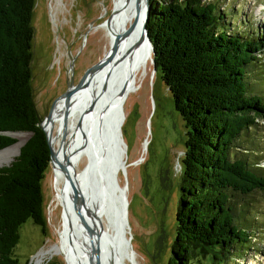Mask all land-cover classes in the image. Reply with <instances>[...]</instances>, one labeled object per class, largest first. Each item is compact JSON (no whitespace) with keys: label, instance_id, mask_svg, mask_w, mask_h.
<instances>
[{"label":"trees","instance_id":"obj_1","mask_svg":"<svg viewBox=\"0 0 264 264\" xmlns=\"http://www.w3.org/2000/svg\"><path fill=\"white\" fill-rule=\"evenodd\" d=\"M149 4L156 73L186 131L167 264L223 262L250 242L247 199L264 195V168L260 160L250 163L242 146L248 130L264 121V95L250 90L249 78L264 38L229 33L207 0ZM34 6L35 0H0V151L16 143L5 133L29 135L0 167V264H20L15 250L26 222L44 226L41 182L50 149L31 87Z\"/></svg>","mask_w":264,"mask_h":264},{"label":"rangeland","instance_id":"obj_2","mask_svg":"<svg viewBox=\"0 0 264 264\" xmlns=\"http://www.w3.org/2000/svg\"><path fill=\"white\" fill-rule=\"evenodd\" d=\"M114 1L35 0L31 87L41 121L69 88L79 85L91 66L109 49L108 32L106 27H102L112 14ZM152 1L157 6L165 3V0ZM207 1L214 3L222 17L221 22L229 25V33L241 34L247 39L264 38V0ZM130 25L126 22L127 29ZM261 51L258 53L259 63L250 69L249 78L250 90L264 95V49ZM149 72L145 81L141 82L140 91L121 100L124 114L121 132L126 144L125 161L128 166L126 174L118 173V180L121 186L127 185L128 236L137 263L167 264L175 237V213L186 131L174 109L170 93L159 74L153 73L152 64ZM89 85L76 90V95L83 96ZM16 134L19 135L14 137L16 143L8 147H15L13 155L3 166L12 162L29 136L27 133ZM242 146L248 149L247 152L242 150L247 153L248 161L255 163L260 160V166L264 168V121H259L257 127L248 130L242 138ZM85 164L82 158L77 169H83ZM41 193L44 226L28 221L21 227L20 241L15 250L20 264H30L39 252L59 244L60 228L65 233L61 206L56 207L54 203L50 164L41 182ZM247 209L244 224L250 226L248 232L251 238L239 253L232 252L223 262H212L207 257L193 260L190 264H264V195L255 193L249 197ZM78 240L81 241L79 237ZM42 264L67 262L63 253L52 251L44 257Z\"/></svg>","mask_w":264,"mask_h":264},{"label":"bare ground","instance_id":"obj_3","mask_svg":"<svg viewBox=\"0 0 264 264\" xmlns=\"http://www.w3.org/2000/svg\"><path fill=\"white\" fill-rule=\"evenodd\" d=\"M147 2V0L114 1L115 7L112 14L102 27V29L106 27L110 45L112 43L116 47L114 54L111 57L108 56L96 70H88L77 87L69 88L51 109L52 117L45 118L42 124L51 140L53 159L56 165L51 164L55 191L54 203L56 207L61 206V221L65 227V233H62L60 228L58 230L59 244H54L46 251L39 252L30 264H42L44 257L52 251L63 253L67 264H90V259H93L95 264L98 260V264H138L133 250L128 246V241H130L129 228L122 220L121 208L117 203V193L113 187L112 173L109 172L111 179L107 180L110 188H107L104 193L105 199L99 204L90 198V189L87 191L83 189V192L91 199V207L94 213L92 231L82 200L71 190L68 181L59 168L62 165V169L67 171L71 180L84 186V173L82 169H77V165L82 161V158L86 161L82 134L86 132L88 118L82 121L81 126L73 131L72 136L66 142H62V137L71 121L81 110L87 107L95 92L98 93V98L94 114L106 106L111 118H115L119 107L122 108L123 112L121 103L123 97L128 98L132 93L140 91L141 82L145 81L151 65L150 48L142 36L141 29L147 11ZM126 22L131 23L129 29L126 27ZM88 85L89 88L84 91L83 96L76 95V90L86 88ZM103 89L104 91H102ZM18 136L17 134L14 135V137ZM123 143L125 159L126 144L124 140ZM144 144L146 148V143ZM14 148H6L0 151V167L8 163ZM126 168L124 174H126ZM118 173L117 181L119 183ZM107 175V173L103 174L104 177ZM99 177L95 173L94 179L97 181L91 180L90 187L94 185L96 193L100 191V183L102 182L101 180L98 183ZM120 187L123 186L120 185ZM126 194L127 191H125ZM106 205L115 206V211H112L111 214L105 209ZM103 228L106 229L108 237L105 236ZM78 237L81 241L78 240ZM95 238L98 240L95 241ZM94 241L99 243L100 252L97 255L94 252Z\"/></svg>","mask_w":264,"mask_h":264},{"label":"water","instance_id":"obj_4","mask_svg":"<svg viewBox=\"0 0 264 264\" xmlns=\"http://www.w3.org/2000/svg\"><path fill=\"white\" fill-rule=\"evenodd\" d=\"M150 9H151V5L148 3L146 15H145L141 29H142V34H143L142 36L146 39L147 44L150 48L152 71L153 73H155L156 66L153 60V47L149 40L147 29H146V24L149 18ZM115 49H116L115 45L111 43L107 52L104 53L103 57L96 64L91 66V69L96 70L100 66V64L105 59H107L108 56L111 57L114 54ZM102 91H104V89ZM97 98H98V93L95 92L94 97L89 102L87 107L81 110L79 114L71 121L70 125L67 127L62 137L63 139L62 142H66L68 138L72 136L73 131L77 127L81 126L82 121L85 119L87 120L88 118L87 127L85 129L86 132L82 134L84 151L86 153L85 157L87 161L84 168L82 169L84 173V177H85L84 178L85 181L83 183L84 186H82V184L79 185L77 181L71 180V178L67 174V171L65 169H62L63 168L62 165L59 168V170L63 172L65 179L68 181V184L71 190L75 194H77L82 200V203L86 209V213L90 221V227L92 231H93L94 213L91 207L90 198H92L96 204H99L100 202L104 201L105 199L104 193L106 192L107 188H110V185L107 182V180L111 179L109 176L110 174L109 172L112 173L113 187L117 193V197H118L117 203L119 207L121 208V215L123 218L122 220L125 225L126 224L128 225V220H127V215H126L127 199L125 195V191H127V187L125 185L121 188L117 181V173L121 171V173L124 175V169L128 166L124 159V143L122 140V133H121V123L123 119V112H122V108L119 107L116 112V117L111 118V116L109 115V110L105 106L103 110L101 111L98 110L97 113L94 114ZM51 117H52V112L50 111L46 118H51ZM44 121L45 119L41 121L40 127L45 133L47 143L50 149V163L49 164L50 165L53 164L54 166H56L54 159H53L51 140L42 125ZM5 134L14 138V135L16 133H5ZM60 155H58V157H60ZM95 173L98 176H100L98 183H100L102 180V182L100 183L101 184L100 191L98 193L95 192L94 185L93 187H90L91 180L97 181V179L96 180L94 179ZM104 173H107L108 175L104 177L103 176ZM83 189L86 191L87 189L88 190L90 189L89 190L90 198L87 194L83 192ZM105 209L108 210V212L112 214V211L113 212L115 211V206L106 205ZM127 227L129 228V226ZM103 232L105 236L108 237V234L105 228H103ZM96 240L98 239L95 238V241ZM129 240H130V237H129ZM128 243L129 245L128 244L127 245L132 250L130 241H128ZM98 244L99 243L95 242L94 252L96 255L100 252ZM98 262L99 260L96 262V264H98ZM90 264H95L93 259H90Z\"/></svg>","mask_w":264,"mask_h":264}]
</instances>
